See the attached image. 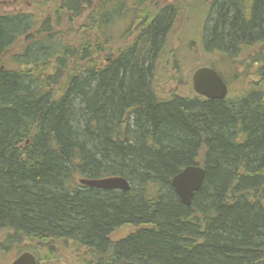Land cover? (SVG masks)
Wrapping results in <instances>:
<instances>
[{"label":"trees","instance_id":"trees-1","mask_svg":"<svg viewBox=\"0 0 264 264\" xmlns=\"http://www.w3.org/2000/svg\"><path fill=\"white\" fill-rule=\"evenodd\" d=\"M88 2L60 9L71 20ZM122 8L99 0L74 40L56 17L38 26L30 13L0 14V58L27 38L0 67L4 242H71L86 264H264V0L209 5L203 47L254 77L224 99L160 95L155 66L175 10L108 47L121 40ZM189 165L205 176L187 207L171 178ZM113 176L130 190L79 183Z\"/></svg>","mask_w":264,"mask_h":264},{"label":"rangeland","instance_id":"rangeland-1","mask_svg":"<svg viewBox=\"0 0 264 264\" xmlns=\"http://www.w3.org/2000/svg\"><path fill=\"white\" fill-rule=\"evenodd\" d=\"M88 1L80 16L71 20L60 9L62 0H0V14L30 13L35 17L38 26L47 19L54 24L56 17L63 31L72 29L71 32H65L69 34L68 38L74 40L79 38L80 22L99 4V0ZM211 2L212 0H151L148 6L146 5L149 12L154 7L161 10L169 5L175 9L164 37V49L158 53L155 66V88L160 95L165 96L173 91L181 95L190 94L193 92L191 81L193 72L199 67L209 65H214L215 70L225 78L228 96L240 94L248 87L250 81L254 80L252 75H248L251 74L250 72L244 77L239 75L224 54L214 50L208 51L203 47L201 28ZM68 38L66 37V40ZM26 39L23 37L12 45L0 58V67L9 66V59L20 52ZM120 42H114L113 45L118 47L121 45ZM245 65L247 66L246 63ZM133 230L134 228L130 226L117 229L111 234V239L122 238ZM23 252L33 254L39 264H86L85 262L89 259L83 248L71 242L38 245L35 242L23 240L21 243L7 244L4 242L3 233L0 234V264H11Z\"/></svg>","mask_w":264,"mask_h":264},{"label":"water","instance_id":"water-1","mask_svg":"<svg viewBox=\"0 0 264 264\" xmlns=\"http://www.w3.org/2000/svg\"><path fill=\"white\" fill-rule=\"evenodd\" d=\"M193 91L207 99H224L228 88L219 73L212 67H199L191 77ZM205 176V169L199 165H189L181 169L171 178V185L185 206H190L192 198L201 188ZM79 183L103 190L129 191L128 181L120 176L104 177L100 179H79ZM36 259L30 252L19 254L11 264H35Z\"/></svg>","mask_w":264,"mask_h":264},{"label":"flooded vegetation","instance_id":"flooded-vegetation-1","mask_svg":"<svg viewBox=\"0 0 264 264\" xmlns=\"http://www.w3.org/2000/svg\"><path fill=\"white\" fill-rule=\"evenodd\" d=\"M64 0H62L63 2ZM106 1V7L112 8L113 5L116 4V0H105ZM61 2V4H62ZM151 0H120V3L122 4L123 8L120 12V18H118L119 23V30L121 32V45H132L134 40L139 36V34L142 31V27L144 23L150 18H155V16L162 11L163 9L155 8L152 9L151 12H149L146 8V5L150 3ZM148 6V5H147ZM155 6V5H154ZM169 7H172L169 5ZM173 8V7H172ZM124 10V11H123ZM173 10H175L173 8ZM175 14V12H174ZM173 14V15H174ZM122 16V17H121ZM139 17L140 20H139ZM173 17V16H172ZM138 19V20H137ZM172 21V18L169 22V25ZM168 29V28H167ZM108 47H113V40L112 36ZM227 85V84H226Z\"/></svg>","mask_w":264,"mask_h":264}]
</instances>
